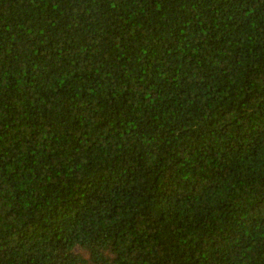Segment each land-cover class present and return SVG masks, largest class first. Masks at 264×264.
Masks as SVG:
<instances>
[{"label": "trees", "instance_id": "1", "mask_svg": "<svg viewBox=\"0 0 264 264\" xmlns=\"http://www.w3.org/2000/svg\"><path fill=\"white\" fill-rule=\"evenodd\" d=\"M0 264H264V0H0Z\"/></svg>", "mask_w": 264, "mask_h": 264}]
</instances>
